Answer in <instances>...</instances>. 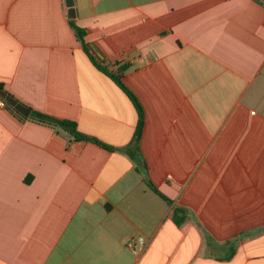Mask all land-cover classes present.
I'll return each instance as SVG.
<instances>
[{
    "label": "crops",
    "instance_id": "1",
    "mask_svg": "<svg viewBox=\"0 0 264 264\" xmlns=\"http://www.w3.org/2000/svg\"><path fill=\"white\" fill-rule=\"evenodd\" d=\"M74 7L0 0L1 88L111 148L0 107V264H264L263 0ZM69 20L128 66L135 158L136 110Z\"/></svg>",
    "mask_w": 264,
    "mask_h": 264
},
{
    "label": "trees",
    "instance_id": "2",
    "mask_svg": "<svg viewBox=\"0 0 264 264\" xmlns=\"http://www.w3.org/2000/svg\"><path fill=\"white\" fill-rule=\"evenodd\" d=\"M69 24L71 26V28L74 31V34L76 36V38L80 41L82 48L84 49V51L87 53L88 57L90 58V60L92 61V63L102 72H104L105 74H107L119 87L120 89H122V91H124V93L128 96V98L130 99V101L132 102L136 113H137V121H136V126H135V130H134V134H133V142H134V150L130 151L132 157H136V155L138 154V143H139V139L142 133V128H143V124H144V113H143V109L142 106L140 105L136 95L125 85V83L122 80V74L125 71V69L128 67L126 64H121L118 66L117 70L115 72L112 71H108L103 65L97 63L93 57L90 55L89 50L86 46V43L84 41V35H85V30L81 27H79L74 20H69ZM0 87L1 84H0ZM32 114L34 116V118L36 119H41V120H45L54 124H57L58 126H62V125H68L71 127L69 133L73 136L74 140H83V141H92L95 142L99 145H102L104 147L107 148H111L109 146H106L105 144L100 143L99 141H97L96 139L89 137L88 135L79 132L76 129V125L75 123H73L72 121L69 120H62V119H57L54 118L52 116L49 115H45L43 113L37 112V111H32ZM153 190L156 191L157 193H159L160 196H162L163 198H165V196H163L162 194H160V192H158V190L152 186ZM182 209H177L176 214L181 212ZM176 219H181L178 218L176 216ZM180 222V220H179Z\"/></svg>",
    "mask_w": 264,
    "mask_h": 264
},
{
    "label": "water",
    "instance_id": "3",
    "mask_svg": "<svg viewBox=\"0 0 264 264\" xmlns=\"http://www.w3.org/2000/svg\"><path fill=\"white\" fill-rule=\"evenodd\" d=\"M65 6L67 7V17L69 19H74L76 17V8L74 7L75 0H64ZM0 96L2 97L5 104L10 107L13 111L18 113L20 116H22L25 119H36L30 115L31 109L24 104L18 102L11 94H9L7 91L2 89L0 87ZM37 121L50 124V125H56L54 123L36 119ZM64 130L70 131L71 127L68 125H62L61 126Z\"/></svg>",
    "mask_w": 264,
    "mask_h": 264
},
{
    "label": "built area",
    "instance_id": "4",
    "mask_svg": "<svg viewBox=\"0 0 264 264\" xmlns=\"http://www.w3.org/2000/svg\"><path fill=\"white\" fill-rule=\"evenodd\" d=\"M263 5H264V0H263ZM4 105H5V102L2 99H0V107H3ZM127 245L129 247H132L133 246V243L132 242H129Z\"/></svg>",
    "mask_w": 264,
    "mask_h": 264
}]
</instances>
